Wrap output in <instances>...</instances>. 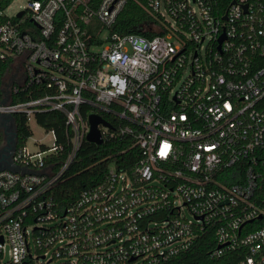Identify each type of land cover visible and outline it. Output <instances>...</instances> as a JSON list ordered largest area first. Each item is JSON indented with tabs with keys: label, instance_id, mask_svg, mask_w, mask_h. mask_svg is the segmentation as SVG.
Masks as SVG:
<instances>
[{
	"label": "built area",
	"instance_id": "1",
	"mask_svg": "<svg viewBox=\"0 0 264 264\" xmlns=\"http://www.w3.org/2000/svg\"><path fill=\"white\" fill-rule=\"evenodd\" d=\"M128 1L0 0V114L64 115L0 169V264H172L204 234L264 264V0H135L151 36L112 29ZM91 113L140 159L57 202Z\"/></svg>",
	"mask_w": 264,
	"mask_h": 264
},
{
	"label": "trees",
	"instance_id": "2",
	"mask_svg": "<svg viewBox=\"0 0 264 264\" xmlns=\"http://www.w3.org/2000/svg\"><path fill=\"white\" fill-rule=\"evenodd\" d=\"M218 11L224 13L231 0H215ZM156 18L150 10L142 8L135 0H129L118 15L117 21L112 27L114 31L121 33H143L153 35L147 30ZM6 65L0 67V75ZM1 91V89H0ZM25 91L19 95H13L12 101H21L29 97ZM40 93H31L36 97ZM83 112L85 107L82 108ZM37 122L47 129H54L58 136L64 131V115L59 111H47L36 114ZM16 127V148L24 146L32 135L27 124V118L23 114H14ZM59 137V138H60ZM1 139V134H0ZM141 153L135 140L125 136L116 140L104 141L97 145L85 141L78 155V159L67 170L65 178L53 189L57 202L67 203L73 200L78 193L89 186L98 183L106 174L110 163H114L119 170L131 171L132 167L140 159ZM216 248V243L210 234L196 239L193 247L171 260L172 264H238L244 252L240 250L226 251L220 258L211 257V251Z\"/></svg>",
	"mask_w": 264,
	"mask_h": 264
},
{
	"label": "water",
	"instance_id": "3",
	"mask_svg": "<svg viewBox=\"0 0 264 264\" xmlns=\"http://www.w3.org/2000/svg\"><path fill=\"white\" fill-rule=\"evenodd\" d=\"M233 2L234 0L232 3ZM20 15L21 13L18 14V16ZM223 38L224 36L222 35L219 41ZM88 122L89 131L86 135L87 141L100 145L103 142V139L98 129V124L108 125V123L100 115L94 113L88 115ZM0 132L5 141V146L0 149V169L8 168L17 171L19 168L11 161L12 153L16 148V127L14 116L0 114Z\"/></svg>",
	"mask_w": 264,
	"mask_h": 264
},
{
	"label": "rangeland",
	"instance_id": "4",
	"mask_svg": "<svg viewBox=\"0 0 264 264\" xmlns=\"http://www.w3.org/2000/svg\"><path fill=\"white\" fill-rule=\"evenodd\" d=\"M26 6H27V0H11L9 12L11 14H15L18 10L23 9ZM27 124L32 133V135L26 141L27 149L30 152H36L38 150V146L40 143H44L47 146L52 145L51 135L46 134L45 129L41 128L33 117H30L28 119ZM186 215L187 217L190 218V215L188 213H186Z\"/></svg>",
	"mask_w": 264,
	"mask_h": 264
},
{
	"label": "flooded vegetation",
	"instance_id": "5",
	"mask_svg": "<svg viewBox=\"0 0 264 264\" xmlns=\"http://www.w3.org/2000/svg\"><path fill=\"white\" fill-rule=\"evenodd\" d=\"M11 138V137H10Z\"/></svg>",
	"mask_w": 264,
	"mask_h": 264
}]
</instances>
